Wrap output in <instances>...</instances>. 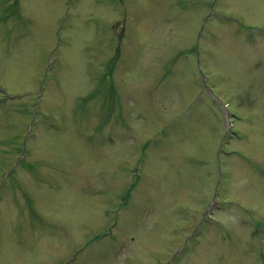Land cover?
<instances>
[{
    "label": "rangeland",
    "instance_id": "rangeland-1",
    "mask_svg": "<svg viewBox=\"0 0 264 264\" xmlns=\"http://www.w3.org/2000/svg\"><path fill=\"white\" fill-rule=\"evenodd\" d=\"M0 85V264H264V0H0Z\"/></svg>",
    "mask_w": 264,
    "mask_h": 264
}]
</instances>
